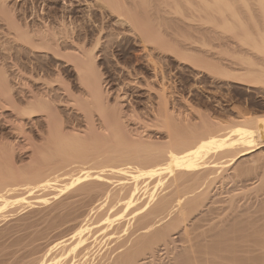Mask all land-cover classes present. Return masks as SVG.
<instances>
[{
	"label": "bare ground",
	"instance_id": "obj_1",
	"mask_svg": "<svg viewBox=\"0 0 264 264\" xmlns=\"http://www.w3.org/2000/svg\"><path fill=\"white\" fill-rule=\"evenodd\" d=\"M94 1L125 21L126 37L138 33L142 44L174 51L149 19L150 0H137L140 13L135 0L131 9ZM193 1L230 17L237 30L222 19V31L261 63L255 57L231 76L207 59L192 63L264 88V0ZM190 3L173 0L176 8ZM239 15L251 19L252 32ZM0 16L9 17L4 3ZM9 22L20 51L74 65L86 93L80 117L58 112L46 91L29 92L20 109L0 73V107L13 116L6 124L12 145H0V264H264V115L239 111L228 129L203 120L188 127L172 118L164 95L143 115L120 113L94 67L99 36L86 50V38L63 22L59 31Z\"/></svg>",
	"mask_w": 264,
	"mask_h": 264
},
{
	"label": "rangeland",
	"instance_id": "obj_2",
	"mask_svg": "<svg viewBox=\"0 0 264 264\" xmlns=\"http://www.w3.org/2000/svg\"><path fill=\"white\" fill-rule=\"evenodd\" d=\"M121 1L126 8H133L130 0ZM135 1L140 13L141 5ZM2 3L6 4L8 16L20 27L27 24L31 29H37L45 23L59 31L63 22L67 30L79 34L81 39L86 38V50L95 46L94 40L99 36L94 48V67L101 79L102 92L120 113L143 115L151 103H157L159 95H164L169 114L177 123L188 127L198 126L203 120L228 129V122L235 120L239 111H246L251 116L264 115L263 87L237 84L230 77L192 63L194 59H207L206 62L220 67L230 76L244 73L235 69L239 68L237 66L245 67L247 61L255 62L258 58L256 64L261 63L249 46L239 42L238 36L226 33L229 31L225 32V29L222 31V19L237 30L230 17L224 13L223 16L209 14L196 1L191 0L190 8H176L173 0L149 1V19L154 29L174 50L167 53H161L153 45L142 44L138 33L131 38L126 37L129 27L125 21L101 12L100 3L94 0H0V5ZM8 18L0 16V73L5 75L16 100L21 103L18 107H25L24 97L46 91L52 100L50 104L58 112L65 116L68 113L82 116L81 102L85 100L86 91L74 72V65L60 61L57 56L59 62L50 55L24 54L17 48ZM239 19L252 32L251 19L244 15H239ZM11 38H14V43ZM188 57L194 59L191 61ZM40 69L45 72L43 79H33L34 72ZM61 99L65 106L59 107L61 103L58 100ZM5 109L0 107L2 147L12 145L6 128L7 122L13 120L12 110L10 107ZM79 124L84 129L83 122ZM2 140L5 141L2 143ZM17 150L23 152L20 148ZM16 151L15 154H19ZM228 185L224 191L229 190Z\"/></svg>",
	"mask_w": 264,
	"mask_h": 264
}]
</instances>
